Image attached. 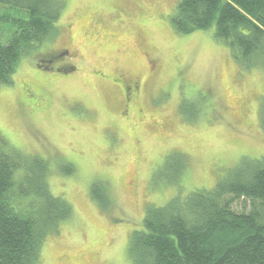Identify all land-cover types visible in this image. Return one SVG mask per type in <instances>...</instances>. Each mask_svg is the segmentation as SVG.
<instances>
[{
  "label": "rangeland",
  "instance_id": "1",
  "mask_svg": "<svg viewBox=\"0 0 264 264\" xmlns=\"http://www.w3.org/2000/svg\"><path fill=\"white\" fill-rule=\"evenodd\" d=\"M179 1L64 0L58 35L0 85V138L47 161L52 195L72 210L45 238L39 264H131L129 242L149 206L209 191L240 161L264 159L263 69L245 70L213 28L177 33ZM8 10L0 5V15ZM92 16L103 29H89ZM12 32L0 22L2 43ZM120 76L138 80L133 99ZM26 84L44 109L24 105ZM67 163L70 175L59 171ZM94 183L109 207L92 198Z\"/></svg>",
  "mask_w": 264,
  "mask_h": 264
},
{
  "label": "trees",
  "instance_id": "2",
  "mask_svg": "<svg viewBox=\"0 0 264 264\" xmlns=\"http://www.w3.org/2000/svg\"><path fill=\"white\" fill-rule=\"evenodd\" d=\"M0 5L9 8L0 22L14 30L6 43L0 38V85L9 86L21 57L58 35L64 0ZM171 21L182 35L213 28L245 70L264 71V0H180ZM26 98L34 109V96ZM260 112L264 120V103ZM6 146L0 138V264H39L45 238L71 218V206L52 195L47 161ZM59 171L70 175L74 168L67 163ZM101 188L94 183L91 196L107 208ZM128 253L131 264H264V159L240 161L209 191L149 206Z\"/></svg>",
  "mask_w": 264,
  "mask_h": 264
},
{
  "label": "flooded vegetation",
  "instance_id": "3",
  "mask_svg": "<svg viewBox=\"0 0 264 264\" xmlns=\"http://www.w3.org/2000/svg\"><path fill=\"white\" fill-rule=\"evenodd\" d=\"M93 23L91 24L89 29H94L97 26L102 27L101 29H103V24L101 22V20L98 17L92 16L91 17ZM121 79L117 80L116 83H118L119 87L121 90H123V94L125 96L126 101L133 99L139 92V82L138 80L132 78V77H124V76H120ZM27 89H25V93L29 95H33L34 98V108L38 109L40 107H43V109L46 106V99L45 100H41L42 99V95L35 89V87H30L27 84ZM28 90V91H26ZM27 96V97H28Z\"/></svg>",
  "mask_w": 264,
  "mask_h": 264
}]
</instances>
